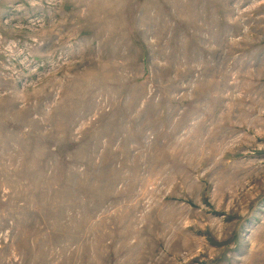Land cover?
<instances>
[{"label": "rangeland", "instance_id": "374dc122", "mask_svg": "<svg viewBox=\"0 0 264 264\" xmlns=\"http://www.w3.org/2000/svg\"><path fill=\"white\" fill-rule=\"evenodd\" d=\"M0 264H264V0H0Z\"/></svg>", "mask_w": 264, "mask_h": 264}]
</instances>
